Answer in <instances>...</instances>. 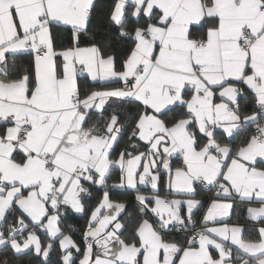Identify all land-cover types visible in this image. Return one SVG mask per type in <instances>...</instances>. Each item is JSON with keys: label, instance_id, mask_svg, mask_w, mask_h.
Masks as SVG:
<instances>
[{"label": "snow or ice", "instance_id": "6c2138e0", "mask_svg": "<svg viewBox=\"0 0 264 264\" xmlns=\"http://www.w3.org/2000/svg\"><path fill=\"white\" fill-rule=\"evenodd\" d=\"M0 264H264V0H0Z\"/></svg>", "mask_w": 264, "mask_h": 264}]
</instances>
